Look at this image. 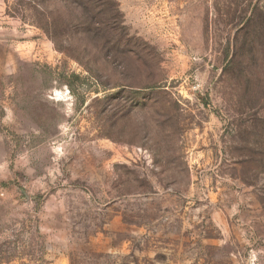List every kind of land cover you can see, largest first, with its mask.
<instances>
[{"label":"rangeland","instance_id":"obj_1","mask_svg":"<svg viewBox=\"0 0 264 264\" xmlns=\"http://www.w3.org/2000/svg\"><path fill=\"white\" fill-rule=\"evenodd\" d=\"M65 1L0 0V264H264V0Z\"/></svg>","mask_w":264,"mask_h":264},{"label":"trees","instance_id":"obj_2","mask_svg":"<svg viewBox=\"0 0 264 264\" xmlns=\"http://www.w3.org/2000/svg\"><path fill=\"white\" fill-rule=\"evenodd\" d=\"M65 1V0H64ZM66 3H79L78 0H66ZM82 2H86L88 4H93V5H103V1L102 0H82Z\"/></svg>","mask_w":264,"mask_h":264}]
</instances>
